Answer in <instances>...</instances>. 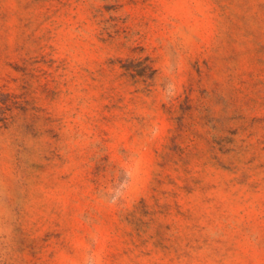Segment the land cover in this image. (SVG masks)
Here are the masks:
<instances>
[{
  "label": "rangeland",
  "instance_id": "1",
  "mask_svg": "<svg viewBox=\"0 0 264 264\" xmlns=\"http://www.w3.org/2000/svg\"><path fill=\"white\" fill-rule=\"evenodd\" d=\"M0 264H264V0H0Z\"/></svg>",
  "mask_w": 264,
  "mask_h": 264
}]
</instances>
